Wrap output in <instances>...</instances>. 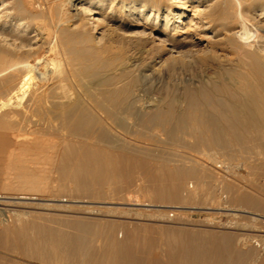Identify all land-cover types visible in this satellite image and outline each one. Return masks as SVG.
Wrapping results in <instances>:
<instances>
[{"label":"bare ground","instance_id":"1","mask_svg":"<svg viewBox=\"0 0 264 264\" xmlns=\"http://www.w3.org/2000/svg\"><path fill=\"white\" fill-rule=\"evenodd\" d=\"M53 4L55 10L49 4L54 10L49 35L52 33L54 43L50 49H54L49 54L52 63L56 60L58 65L50 70L52 67H44L50 50L36 55L43 45L37 39L40 32H36V25L28 19L32 12L23 11L19 2L14 7L12 1L0 0V96L4 95L0 103L8 111L6 118L11 119L34 102L39 119L46 113L49 137L53 136L52 120L59 122L66 134L61 137L63 144L58 150L57 173L63 185L67 182L68 187L82 190L74 197L107 199L105 187L123 191L132 182L144 185L148 181L158 188L155 191L148 184L153 192L166 190L167 200L164 194L160 195L167 204L169 199L177 198L184 176L182 165L192 166L207 159L219 169L234 167L227 159L218 158L219 152L247 154L251 159L248 169L260 173L257 177L253 172V177L264 179V0H54ZM22 11L27 17L20 15ZM113 43L118 47L115 54L111 52ZM197 68L201 74L185 75ZM32 75L37 77L33 80L37 81L36 98L29 87ZM147 89L158 96L147 101L143 96ZM25 130L12 128L11 122L0 119V163L6 152L11 155L33 142L26 138ZM164 145L186 148L195 154L175 150L168 154ZM239 154L241 158L243 154ZM18 169L14 176L21 184L20 190L35 183L37 170L26 166ZM132 170H141L143 177L136 180ZM153 170L162 173L153 174ZM194 172L195 178L189 171L195 183L198 175ZM117 177L122 181L118 182ZM236 184L232 188L236 189ZM251 187L253 191L254 185ZM227 188L229 191L231 186ZM262 188L258 186L253 191L259 198L264 197ZM240 189L243 188L239 186L232 193V200L242 205L251 202L249 194H240ZM20 192L0 197L14 203L17 201L10 199H36ZM48 195L59 197L57 193ZM25 210L17 214V220L33 212ZM103 212L111 216L131 213L110 207ZM35 214L30 220L22 219L7 237L3 235L6 238H0V260H5L0 264H160V253L172 252V246L182 249L184 255L193 250L199 255L216 254L226 248L224 243L228 240L226 235L184 229L173 235L169 230L174 238L164 239L162 231L154 236L153 230L145 227L140 233L138 226L114 220ZM252 214L256 215L253 220L260 218ZM250 239L238 238L243 246ZM260 241L264 239L261 237ZM185 256L196 262L190 254ZM184 258L167 262L181 263ZM201 259V263L210 260Z\"/></svg>","mask_w":264,"mask_h":264},{"label":"rangeland","instance_id":"2","mask_svg":"<svg viewBox=\"0 0 264 264\" xmlns=\"http://www.w3.org/2000/svg\"><path fill=\"white\" fill-rule=\"evenodd\" d=\"M10 1H12V6L15 7L16 3L19 2L22 6L23 11L32 12L31 15H28L22 11L20 13V15H22L24 17H27V15H28V19H32V21H31L32 24L36 25V27H35L36 32H38V34L40 32L37 39L39 42H41L40 44L43 45V47H40L41 49L39 48V50H37L36 55L37 56L41 55L43 52L45 53L46 51L50 50L48 52L47 58L45 60L46 63H44V67H46V68L52 67V69H50V70H53V68L57 67L56 65H58V62H56V60L54 62L55 64L52 63L53 57H51L52 56L51 54H53L54 48H52V50H51L50 45H52V47H54L53 46L54 43L51 41L52 40V38H51L52 33L50 34L51 36L49 35V31L50 32L52 31L51 20L53 18V14H54V10H55V6H54L55 4H53L54 0H52V1L51 0H10ZM49 2L54 7L53 8L54 10L52 8H50L51 5L49 6V4H50ZM51 9L53 12H51ZM38 11H40V12L38 13ZM37 29H38V31H37ZM50 42H51V44H50ZM117 51H118L117 43L111 44V52L113 54H115V53H117ZM49 53H51V54H49ZM128 54H129V52H128ZM131 54L132 53L130 52V55ZM49 58L51 59V61ZM47 61H48L49 65L47 64ZM201 72H202L201 69L197 68V69H193V70H189L188 72H185V75L187 76V74H188V76L194 77L196 74H201ZM34 77H35V80L37 79V77L35 75H32L31 78H33V79L30 78L32 81H30V84H29V87L31 85L30 89H31V91L33 90V93L35 92V90H34L35 85L34 84L37 83V81H33ZM0 78H1V75H0ZM177 80H180V79H177ZM145 86H147V88H148L149 84H146ZM0 90H2V88ZM146 91H145V93H143V96H144V99H146L147 101H151L150 98H152V97L156 98L158 96V94L155 93L154 91H150L148 89ZM2 92H3V90H2ZM140 94H142V93H140ZM38 95L39 94L35 92V94L33 96H35L34 98H36V96H38ZM147 97H149V98L147 99ZM2 98H4L3 94H2V96H0V99H2ZM25 98L27 99L26 96H25ZM25 98H23L22 103L26 102ZM152 105H150L149 107H151ZM4 106H5L4 104L0 103V119L1 120L5 119V120H8V122H11L12 128L16 129V127H17V128H19L20 131H23V132L26 129L25 130V133H27L26 138L28 140L33 141V142H31V143L29 142L28 143L29 146H27L26 148H24L21 151H16L15 153H13L11 155H8L7 152L5 154H3V157L1 158L2 160L0 163V183H1L0 184V189H1L0 190V196H9V195H14L15 193L19 194V192L21 191L23 194H28L30 197L35 196L36 199H26V200L25 199H10L12 201H17V203H14V202L7 200L6 198L0 197V238L4 237L3 236L4 234H5V236H6V234L8 236L9 232H11L13 227H15V228L18 227V225L20 224L19 222L24 221V218L26 220H30L35 213H36L35 216L36 215L38 216V214L40 215L42 213V215H41L42 217L44 215L47 216L50 214H56V215H59L61 217H65V216H68V218H70V217L75 218L76 217V218H80V219H84V220L85 219L86 220H88V219L97 220V221H99V220H114V221L124 223L126 225L128 224L130 226L131 225L138 226L140 233H143L142 232L143 228L149 227L153 230L152 234H155L154 236H159L160 235L159 232L162 231L163 234H161V235H162V238H164V239H165L164 236H166L167 238H172L171 234L173 235L174 231H178V230L183 231V229L185 231L194 230L196 232L199 231L200 233L204 232V233H211L213 235L217 234L218 236H221V235L228 236L227 242L224 243V247H226V248L219 250L218 253H216V254L214 252L211 254L210 253H207V254H201L200 253V255H199V253L198 252L196 253L195 250H193L192 253H185V255H187V256H189V254H190L189 257H192L191 254L195 253V256L193 255L192 258L196 259V262L193 263V262H190V260H188L186 258L184 253L181 254V252H180L182 250L181 248H180L181 250H179V248L177 246L176 247L172 246V247H170L172 252L167 254L168 251L166 250L167 252L163 251V254L160 253V260H161L160 264H183V263L184 264H264V247H263L264 241H260L261 237H262V239H264V229H263L264 228V197L259 198V196L257 194H256L257 196L254 194L256 192L255 190L258 186L259 187L261 186V188L264 186L263 185L264 179L261 178L262 176H260V180H259V178H257V177H259L258 175L260 174L259 171L253 170V169H251V170L248 169L247 164H248L249 160H251V159L248 157L247 154L241 153V154H243L241 156V154H239L237 152L239 154V156H241V158H240L237 156L238 154L236 155V154H234L236 152H234L232 154L236 155L235 156L236 160H235L234 157H232L231 153L225 152L226 154H222L223 152H221V153L219 152L222 155L217 153L218 158H221L222 160L227 159L226 162L228 161L231 164V167L234 166L228 170H225L222 168L221 169L216 168L214 166V164L212 165V163L209 160L207 161V159L206 160L203 159L202 161H200L201 163L199 162L198 164H196V163L192 164V166L189 164H186V165L191 166L192 169L194 168V170H192L191 167H189V166H185V165L183 166L182 165L181 168L183 170H180V171L184 172V176L181 178L180 183H179V190L177 191V198H176V196L174 197V199L176 201L173 203H172V201H174V199H169L168 200L169 202L167 201V204L168 203L170 204V202H171V205H167L166 201L164 204V198H166L168 196V195L165 196V194H167L166 190L164 188L163 189L159 188L160 189L159 191H161V192H159V191L153 192V190H151V187L149 186V185H152V183L150 184V183H148V181L144 182L145 183L144 185H140V183L142 184V182H140V181H138L137 184L136 183L134 184V182H132L133 184L128 186V189L125 188L123 191H121V189H114V187L111 188V186L105 187L103 190V193H105L106 191L109 192V193L106 192V194H104L105 196L107 195L106 196V197H108L107 199L105 198V199H98V200H96V199L95 200H93V199L88 200V199H84L82 197H74L75 195L78 196L80 193H82V190L78 189L77 187H74V188L68 187L69 183H67V182H65V184H67V186L65 184L63 185L62 183H64V182L59 178L60 177L59 173H57L58 163L60 162V156H59L58 150L62 146V144H63L62 140L64 138V135L66 134L65 131L62 129V127L59 125V122L56 121L55 119L52 120L51 131L53 132V136L49 137L46 134L47 129L49 127V123L45 119L46 113H43V112H45V111H43L42 112L43 118L39 119V116H37L38 112H36L38 108H36L37 106L35 105L34 102H32L24 110H21L19 108L20 109L19 110L20 116H17L15 118H11V119H7L8 116L6 118L5 115L8 111L5 110L6 107H4ZM16 119H18V121ZM54 120H55V122H54ZM21 121H22L23 125H21V123H20ZM17 125H20V126H17ZM62 136H63V138H61ZM33 139H35V140H33ZM187 141H189V139ZM164 146L166 147V150H165V147H164V149L163 148L162 149L165 150L164 152L168 153V154L175 153V151H177V152L182 151V152H188L190 154H195L194 152L189 151L186 148H180V150H178L179 147L177 148V146L171 147V145H169L170 148L167 145H164ZM185 149L188 151H186ZM230 154H231V156H230ZM225 156H227V157H225ZM231 157H232V159H230ZM242 157H244V159ZM240 159H243V160H240ZM234 160L236 162H234ZM205 161H207V163ZM240 161H242V162H240ZM243 162L245 163V166H244ZM235 163L238 166H236ZM200 164H202V166ZM207 164L209 165L208 167H207ZM241 164H243L242 167H241ZM194 165L198 166V167H194ZM20 166H26L28 170H37L38 171L36 173L35 183L27 184L25 187H23V190H20L21 184L16 182L17 178H15V176H14L15 173L17 172V170H19L18 168ZM188 167H189V169H188ZM210 168H211V170H210ZM241 168H243V169H241ZM184 169H186V170H184ZM132 171H133L132 174H134L133 176H134V178H136V180L138 178L143 177V176H141V170H135V172H134V170H132ZM153 171L155 172V170H153ZM189 171L191 172V175H193V177H194L193 171H196L194 173L197 174L199 177V180L197 179L198 177H196V179H195L196 184L193 182L194 179L191 177ZM247 171H249V172H247ZM157 172L158 173H156V172L155 173L152 172V173L153 174H159V173L161 174L162 173L159 170ZM163 172H165V171H163ZM197 172L198 173L201 172V174H203V173L204 174L200 176V174H198ZM225 172H226V174H225ZM253 172H256V173H254L257 175L256 179L254 178L256 175H254V177H253ZM229 173L232 175V177H230L231 175ZM248 174H249V176H248ZM7 175H9V176H7ZM197 175H195V176H197ZM213 175L216 176L217 179H220V181H217L216 179H214L215 177ZM228 175H230V176H228ZM233 175H234V177H233ZM235 175H238V177ZM208 176H209V179H208ZM200 177L201 178L203 177L202 180L205 177L206 178L202 181V180H200L201 179ZM252 177L255 180L254 179L252 180ZM118 179H120V180H118ZM118 179H117L118 182L122 181L121 178H118ZM182 179L186 182L183 183L184 181ZM236 179H238V180L236 181ZM249 179L252 180V183H251V180L249 181ZM221 180L224 184L221 182ZM234 180L237 184L234 182ZM213 181H214V184H213ZM243 181L245 183L250 182L251 184H249L247 186L246 185L243 186V184H244ZM2 182L4 185L2 184ZM203 182H205V183H203ZM261 182L263 184H261ZM146 183H147V185H146ZM186 183H189V184L187 185ZM197 183H199V184H197ZM207 183H210V185H215V186L214 187L212 186L213 187L212 188ZM235 184L237 185L236 189H238L239 186L241 188H243V189H240V191H239L240 194H244V195L249 194L248 197H250L251 202H245V203L243 202V205H242V203H239L238 201L232 200V198H233V197L231 198L232 193L235 191H238V190L232 188V187H235ZM16 185L18 186V188ZM251 185L252 186L254 185L253 191H255V192L252 191ZM3 186H5V187H3ZM147 186H148V188H147ZM186 186L189 188H186ZM222 186H224V187H222ZM228 186H231L232 191H230L231 188L228 191V188H227ZM2 187L4 188V190ZM28 187L29 188L32 187V189H29ZM192 187H193V189H192ZM245 187H246V189H245ZM247 187H249V188H247ZM153 188L155 189L156 187H153V185H152V189ZM205 188H208V189H205ZM222 188L225 190L223 191ZM17 189H19V190H17ZM105 189H106V191H105ZM186 189H189L188 190L189 192ZM209 189L212 192H210ZM262 189H264V188H262ZM111 190H112V193H111ZM157 190H158V188H156L155 191H157ZM243 191L245 193H243ZM179 192H181L182 198L179 197V195H180ZM223 192L226 196L223 194ZM239 192H237V193H239ZM48 193L49 194L50 193H57L59 197H55V196L51 197L48 195ZM110 193L112 195H110ZM114 193L117 195H115ZM161 193L164 194L163 195L164 198H163V196H161L162 195ZM211 193H212V195L210 196ZM230 193H231V195H230ZM216 194H217V196H216ZM28 195H26V196H28ZM66 195L69 197H67ZM219 195H220V197H219ZM70 196L74 197V198H70ZM110 196H112L111 197L112 199L109 198ZM115 196L118 199L113 198ZM212 196H214L215 198ZM119 197L122 199H120ZM159 197H162L163 199L162 198H160V199H162L163 201H161L159 199ZM187 197H189V198H187ZM217 197H219V199ZM69 198H70V200H69ZM167 198H169V197H167ZM167 198L165 200H167ZM211 198L213 200H215L217 198V200H215V201L219 200V202H215V201L212 202ZM72 199H74V200H72ZM77 199H79V200H77ZM207 199L211 200L212 203L209 202V200H207ZM260 199H262V200H260ZM186 200L188 203L186 202ZM203 201H204V203H203ZM231 201L233 204L230 203ZM176 202H177V204H176ZM206 202H208V204H206ZM236 202H237V205H236ZM43 205H48V206H43ZM238 205L243 206L245 209H239L240 207H238ZM249 206H250V208H249ZM36 207H37V209H36ZM44 207H46V208H44ZM65 207H67L69 209L65 211V209H67ZM108 207L117 208L118 210L130 211L131 213L128 215H121V216L114 214V215H112L113 217L111 215L106 214L107 215L106 216L103 211L105 209H107ZM25 209L29 212H31L33 210V212L28 213V215L30 214L29 215L30 217L28 215H26L25 217L21 216L19 218V220H17L18 219L17 214L24 212ZM49 209H50V211H49ZM95 210H100V212H96ZM135 212L140 214V215L135 216V214H134ZM252 213L257 214V218L258 217H260V218L258 220H253L254 217H256V215H253ZM180 219L183 220L184 222L183 223H182V221L180 222L179 221ZM185 222H186V224H185ZM256 227L261 228V229H256ZM163 229H164V232H163ZM169 230H171V231H169ZM255 230H257V231H255ZM165 231H167V232H165ZM168 231L171 234H169ZM194 231H192V232H194ZM6 237H4V238H6ZM240 237L241 238L245 237L247 240H248V238L249 239L251 238V239L249 242H246V244H244V246H243V244H242L243 241L242 242L240 241L241 240ZM173 238H174V236H173ZM238 238L240 240H238ZM239 242L241 243V245H239L240 244ZM173 244H175V243H173ZM230 244H231V246H230ZM161 251H162V249H161ZM170 255H171V257H170ZM172 256H173V258H172ZM184 256H185V258H184ZM178 257L184 258L181 261V263H175V262H173V260L171 263L167 262L171 259H176ZM203 257L210 258V260L207 263H206V261L201 263L200 260H202L201 258H203ZM211 259H212V261H211ZM0 262H5V260H2V258H1Z\"/></svg>","mask_w":264,"mask_h":264}]
</instances>
